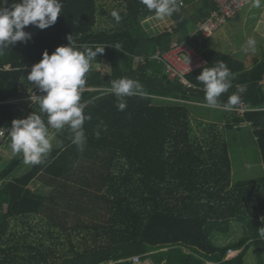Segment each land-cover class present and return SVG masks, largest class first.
Listing matches in <instances>:
<instances>
[{
    "label": "trees",
    "instance_id": "obj_1",
    "mask_svg": "<svg viewBox=\"0 0 264 264\" xmlns=\"http://www.w3.org/2000/svg\"><path fill=\"white\" fill-rule=\"evenodd\" d=\"M122 1L125 14H120L117 26L107 29L98 28V0H62V13L54 25L43 30L26 26L31 38L16 42L0 55V129L11 128L14 119L26 118L33 112L40 114L35 96L28 105L21 103L22 98L32 96L28 73L45 50L51 54L58 46L67 45L68 35L72 34L78 46L93 51L104 48L90 64L105 60L112 69L109 75L95 69L86 73L81 103L91 120L84 123L87 143L82 150L71 143L67 127L59 132L50 128V141L56 136L60 144L51 148L43 163L15 176L25 164L22 154H17L6 167L0 168V237L5 235L10 220L25 224L36 215L49 216L48 200L65 195L76 197L68 184L80 181L90 193L98 191V195L92 196L104 202L107 217L104 224L81 223L70 229L91 226L100 243L95 241L79 250L70 241V257L44 264H131L129 259L133 256H139L141 261L151 259L153 264L163 260L167 264H206L208 260L242 264L241 255L223 261L227 250L239 249L242 242L215 245L206 227L213 221L226 222L240 216L257 220L264 215V188L257 184L231 185V161L224 137L225 130L250 126L264 168V87L260 85L264 60L255 61L246 69L243 62L211 49L201 37L193 44L207 64L188 75L193 88L183 87L169 75L164 78L161 65L154 60L134 67L136 56L148 58L157 49L166 50L173 38L186 39L213 4L209 0H186L181 11L170 17L174 22L172 33L148 37L140 34L141 21L154 12L139 0ZM117 45L119 49L115 48ZM220 62L232 74V87L222 94L220 102L238 94L249 107L242 114L192 104H206L203 85L196 77L203 68ZM119 78L139 81L147 97H127L126 109L119 111L116 97L108 92L111 81ZM44 94L37 89L36 96ZM42 119L46 122L47 117L42 115ZM101 122L107 130L101 126L96 138L95 131ZM8 136L9 131L0 139V147L5 142L10 147ZM96 159L99 161L94 163ZM38 176L59 186L62 192H34L29 184ZM3 204L7 205L5 213ZM58 221L48 225L67 232L69 225ZM11 246L0 248V252H6L0 264H41L40 252L18 257V244ZM38 248L24 246V250Z\"/></svg>",
    "mask_w": 264,
    "mask_h": 264
},
{
    "label": "clouds",
    "instance_id": "obj_2",
    "mask_svg": "<svg viewBox=\"0 0 264 264\" xmlns=\"http://www.w3.org/2000/svg\"><path fill=\"white\" fill-rule=\"evenodd\" d=\"M158 19H165L181 11L182 2L178 0H139ZM261 0H254V6L260 7ZM62 0H0V55L8 47L18 41H27L31 33L25 31L28 25H34L43 30L54 25L62 13ZM111 16L116 23L121 21V15L113 10ZM67 45L58 46L49 54L47 50L42 59L34 64L28 73L27 80L37 86L42 96H35L40 114L33 112L23 119L12 121L10 147L13 153L22 154L23 163L38 165L43 163L46 155L51 151L49 129L57 132L69 130L71 143L78 149H83L87 143L84 129L86 120L91 115L84 113L85 105L81 103L82 92L86 85V73L90 70V62L102 53L103 49L95 51L78 46L72 34L67 37ZM252 43V41H249ZM80 48H84L81 51ZM119 49L117 45L115 47ZM196 79L203 85L204 100L209 107L232 111L240 102L238 94H232L224 103L220 102L222 94L232 87V74L223 62L210 68H203ZM238 91L242 92L243 89ZM108 92L116 97V106L119 111L127 107V97L138 96L146 98L147 93L139 81L130 78H119L111 81ZM47 117L45 122L42 115ZM107 130V126L97 125L96 138H99V129ZM264 238V232L260 233Z\"/></svg>",
    "mask_w": 264,
    "mask_h": 264
},
{
    "label": "rangeland",
    "instance_id": "obj_3",
    "mask_svg": "<svg viewBox=\"0 0 264 264\" xmlns=\"http://www.w3.org/2000/svg\"><path fill=\"white\" fill-rule=\"evenodd\" d=\"M179 1L180 0H178V2ZM181 1L185 3L186 0ZM97 5L99 16L98 28L108 29L118 25L114 18L111 16V12L113 10L118 11L119 14H125L124 2L122 0H98ZM147 20L155 21L161 19L156 18L154 15V17L147 18ZM162 20L170 19L167 17ZM143 22L144 21L142 20V29L145 30L147 34H152L155 31L158 32L163 29L164 26V24H161V26L158 24L156 26L153 22L146 24ZM194 27L195 25H193L189 32H191ZM150 28H152V30ZM248 30L249 26L247 27V31ZM241 35L242 32H240V36ZM136 66L137 64L135 63L134 58V67ZM90 69L100 71L103 75L111 74L112 70L111 65L105 60H101V62L99 63H91ZM29 83L31 84L30 92L32 96L29 98H22L23 101L21 103L23 104V106L28 105L29 102L34 100V96H36V91L38 89V87L35 86L34 83ZM97 89L103 90L102 88ZM89 90L95 89L90 88ZM204 108L211 109L213 107L205 106ZM224 137L227 143L228 153L232 165L231 185L257 184L260 185L261 188H264V168L262 165L258 145L252 133L251 127L245 125L241 126L240 129L225 130ZM6 141H10V136L7 137ZM50 142L52 147L60 144V141L56 136H53ZM6 146L7 143L5 142V144L0 147V168L6 167L9 162L17 156V154L12 152L11 147ZM98 161L99 160L96 159L94 163H97ZM31 166L32 165L30 164H23L15 172L14 175L20 176L24 174ZM94 168L97 167L94 166ZM80 183V181H75L68 184V189L70 191L72 189L76 197L65 195V197L56 196L55 198H51L48 200L49 207L51 208V211L48 214L50 217L36 215L32 220L27 221V223L25 224L19 221L15 222L13 220H10L9 227L6 230L5 235L0 237V246H2L0 247L2 248L1 250L11 248L12 244L17 243V247L19 248V250L18 252H16V254L18 257L26 258L30 257V254L35 255L36 252H40L41 259L43 257V259L41 260V264H44L45 261L55 263L61 262L66 257H70L72 255L70 241L75 245V248L77 247L79 250L82 249L84 245H93L95 241L96 243H100V239L94 236L95 231L91 226L89 229H84V226H82V228L79 226L77 227V229H70L72 226L81 223L90 225L96 223L104 224L103 221L107 217V210L105 208L104 202L102 204L101 200L92 196L94 193L98 195V191L90 193L89 191H87V187L84 184ZM250 187L252 186L250 185ZM37 190H46V187H44L43 185H39L37 187ZM61 190L62 189H60L59 186L47 183V193H58L62 192ZM86 197L94 199L90 201ZM69 198H71L72 201H66ZM2 208V213H5L7 205L3 204ZM260 217H263V215H261ZM58 220L64 221L66 225H69L67 226V232L62 231L59 227L48 225V222L52 223L54 221L57 223L59 222ZM206 232L209 236L210 241L215 245L223 246L226 244H232L233 242H236L241 238L247 239L250 236L260 235L261 232H264V218L257 221L240 216L237 218H232L226 222L213 221L207 224ZM67 233L71 234V236L68 237ZM25 245L39 248L36 249V251L29 249L24 250ZM253 245L256 249H262L261 260L264 263V242L255 241ZM5 253L6 252H0V259L4 258ZM12 254H14V251ZM248 257L250 259L249 264H252V259L256 260L254 256L248 255ZM141 262L142 261L140 260V262L137 263Z\"/></svg>",
    "mask_w": 264,
    "mask_h": 264
},
{
    "label": "built area",
    "instance_id": "obj_4",
    "mask_svg": "<svg viewBox=\"0 0 264 264\" xmlns=\"http://www.w3.org/2000/svg\"><path fill=\"white\" fill-rule=\"evenodd\" d=\"M209 1L213 4V8L210 9L207 16L196 22L194 29L189 32L186 39L182 41L174 40L166 50L157 49L154 54L148 58L136 56L135 63L137 65H145L149 60H154L161 65L165 75H169L185 88H193V85L188 80V75L207 64L205 58L193 42L199 40L201 37L204 39L209 38L250 2V0ZM180 2L183 4V1L180 0L179 3ZM167 99L170 101L183 102L181 99ZM247 110H249L247 104L240 101L232 111L242 114ZM10 129L11 128H1L0 138L5 137L8 131L10 132ZM233 251L232 249H228L226 255L231 254ZM129 260L131 264L140 262L139 256H133Z\"/></svg>",
    "mask_w": 264,
    "mask_h": 264
},
{
    "label": "crops",
    "instance_id": "obj_5",
    "mask_svg": "<svg viewBox=\"0 0 264 264\" xmlns=\"http://www.w3.org/2000/svg\"><path fill=\"white\" fill-rule=\"evenodd\" d=\"M210 5L212 6V3H210ZM151 17H154V15H151ZM151 17H146V19L143 20V23L146 24L153 22L156 26L158 24L160 26L161 24H164L163 29L158 32L155 31L152 34H147L146 31L142 29L141 25V35L151 37L163 32L172 33L174 31V22L170 19V17H168L170 20H147V18ZM248 26L249 30L247 31ZM150 29L152 30V28ZM240 32H242L241 36ZM174 40L176 39L173 38L172 41ZM249 41H252V43H249ZM206 42L209 44L211 49L227 54L230 57L243 62L246 69H250L255 61L264 60V0H261L260 7H255L254 0H250V2L242 10H240L209 38H207ZM260 85L264 87V77L260 82ZM192 104L201 107L203 105L204 107H209L207 104L200 102H192ZM39 185L46 187V190H37ZM29 188L40 194L47 193V179L38 176L29 184ZM42 216H47V214ZM32 219L33 218L30 220Z\"/></svg>",
    "mask_w": 264,
    "mask_h": 264
},
{
    "label": "flooded vegetation",
    "instance_id": "obj_6",
    "mask_svg": "<svg viewBox=\"0 0 264 264\" xmlns=\"http://www.w3.org/2000/svg\"><path fill=\"white\" fill-rule=\"evenodd\" d=\"M263 217H259L257 219V221L262 220ZM255 241H262L264 242V238L260 237V235H254V236H250L247 239L241 238L236 242L233 243H239L242 242V245L239 247V249L234 250L231 254L226 255L223 259V261H228L231 259H234L236 257H239L241 255V259H242V264H249L250 259L248 257V255L254 256L256 258V260L252 259V264H264L261 260L262 257V249H256L254 248L253 243ZM164 261V260H163ZM206 264H218L216 261H205Z\"/></svg>",
    "mask_w": 264,
    "mask_h": 264
},
{
    "label": "water",
    "instance_id": "obj_7",
    "mask_svg": "<svg viewBox=\"0 0 264 264\" xmlns=\"http://www.w3.org/2000/svg\"><path fill=\"white\" fill-rule=\"evenodd\" d=\"M205 1H207V0H205ZM164 78H167V75L164 74ZM135 264H153V262L151 259H147L145 261H142L141 263H135ZM161 264H167V261L164 260V261H162Z\"/></svg>",
    "mask_w": 264,
    "mask_h": 264
}]
</instances>
